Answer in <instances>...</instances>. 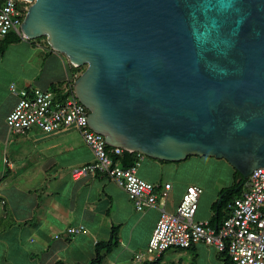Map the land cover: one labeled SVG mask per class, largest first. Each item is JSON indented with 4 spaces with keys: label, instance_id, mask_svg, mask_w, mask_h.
Segmentation results:
<instances>
[{
    "label": "water",
    "instance_id": "water-1",
    "mask_svg": "<svg viewBox=\"0 0 264 264\" xmlns=\"http://www.w3.org/2000/svg\"><path fill=\"white\" fill-rule=\"evenodd\" d=\"M24 40L85 66L74 96L107 145L264 167V0H27Z\"/></svg>",
    "mask_w": 264,
    "mask_h": 264
},
{
    "label": "crops",
    "instance_id": "crops-1",
    "mask_svg": "<svg viewBox=\"0 0 264 264\" xmlns=\"http://www.w3.org/2000/svg\"><path fill=\"white\" fill-rule=\"evenodd\" d=\"M17 42L42 50V68L26 77L27 83L21 88L50 89L56 83L66 88L72 82L74 72L66 56L42 43L24 39ZM1 69L0 86L7 87L11 77L2 72L7 71L3 62ZM16 102L17 97L13 96L6 104H0L2 125L5 126V118ZM5 133L0 132V144H15V148L0 152V264L87 263L94 257L96 242L107 240L113 226L118 245L105 260L113 254L116 260L127 259V264H150L137 262L133 257L148 244L159 217L158 206L135 210L125 190L105 175L73 178L72 168L93 159L77 129L44 132L31 128L20 133L10 131V138ZM139 163L153 170L150 174L137 168L142 179L159 185L171 184L164 204L169 212L175 210L187 186H200L188 183L175 189L165 173L175 169L176 163H160L147 156ZM203 192L194 216L196 221L210 220L211 216L210 211L200 210L205 207ZM78 225L84 226L85 232L75 236L66 233V228ZM185 250L193 251L197 263L202 260L203 264H223L216 250L202 243L187 249L166 250L159 264H163L169 251L174 253L172 256L177 254L171 263L181 264V253Z\"/></svg>",
    "mask_w": 264,
    "mask_h": 264
},
{
    "label": "built area",
    "instance_id": "built-area-1",
    "mask_svg": "<svg viewBox=\"0 0 264 264\" xmlns=\"http://www.w3.org/2000/svg\"><path fill=\"white\" fill-rule=\"evenodd\" d=\"M29 5L27 0H0V38L9 33L22 38L20 24ZM77 77L75 73L73 80ZM9 88L17 97L14 108L5 118L9 131L20 133L36 127L52 132L75 127L90 148L93 159L72 168L73 178L105 175L125 190L135 210L158 206L159 217L155 228L145 250L134 254L135 261L153 262L168 249L188 248L202 243L216 252H225L234 264H264V167L254 169L245 179L240 195L228 203L227 215L219 226L211 225L209 220L196 221L194 216L202 188L187 186L175 210L167 211L164 204L171 184L165 182L159 185L139 177L137 167L143 157L140 154L138 162L129 167L114 162L112 154L119 155L123 149L111 147L108 150L104 137L89 127L86 122L89 111L74 96L72 86L67 95L59 100L50 89H17L14 83ZM82 232H85L82 225L66 228L70 236Z\"/></svg>",
    "mask_w": 264,
    "mask_h": 264
},
{
    "label": "rangeland",
    "instance_id": "rangeland-1",
    "mask_svg": "<svg viewBox=\"0 0 264 264\" xmlns=\"http://www.w3.org/2000/svg\"><path fill=\"white\" fill-rule=\"evenodd\" d=\"M41 41L45 42L46 38H42ZM40 52H42L41 48L35 47L34 49L33 46L27 47L25 45H22V43L20 42H15L8 48V50L4 54L0 55V61L3 62L5 68L7 69V71L2 72L4 73V75L11 77L7 84V87L0 86V104H6L8 101H10V98L15 96L14 94H12L9 88L11 83H14L16 88L20 89L21 87L26 85L27 82H25L24 80L26 77L31 76V73L33 71L35 73L38 71V69L42 68V54H40ZM2 62H0V71L2 70ZM40 76L41 74L39 73V77ZM67 128L69 130H76L73 126ZM0 132H7L5 134L8 135V137L10 136V131H8L6 124L4 126L1 124V122ZM13 148H15V144L4 145V143L2 142L0 144V152L4 149L10 151V149ZM176 164L177 166H175V169H173L170 173H165V177L173 181L175 189L180 188L188 183L202 186L204 189L202 196L205 207H201L200 210L204 212L210 211V214H212L211 203H213L218 198L219 190L221 188L232 185L235 180L234 168L225 160L200 156H191ZM137 168H139L140 171L146 170L150 174L153 173V170H149L142 163H139ZM192 252L193 251L185 250L181 253V264H203L202 260L200 263H197L196 256L194 257L192 255ZM172 254L174 253L172 251H169L162 260V263L173 264L171 263V260L174 261L177 257V254L173 256ZM126 261L128 260H116L115 256L112 254L103 262V264H127ZM205 261L208 262V260ZM175 264L177 263L175 262Z\"/></svg>",
    "mask_w": 264,
    "mask_h": 264
},
{
    "label": "trees",
    "instance_id": "trees-1",
    "mask_svg": "<svg viewBox=\"0 0 264 264\" xmlns=\"http://www.w3.org/2000/svg\"><path fill=\"white\" fill-rule=\"evenodd\" d=\"M42 38H45V37L43 36V37H40L38 39L29 40V41H31L33 43H40L41 42L42 44L49 47V45L47 44L46 41L45 42L41 41ZM21 39H23V38H21L20 35H17L14 33H9L6 36L0 38V55L5 52L8 45H10L13 42H17ZM71 68L73 69L74 74L76 73L77 76H79V74L81 73V71L84 70L85 67H83V66L82 67H75V66L71 65ZM73 81L74 80H72L71 83H67L66 88L64 86H62L61 83L52 84L50 90H52L56 93L57 99L59 100V99L65 97L67 95L71 86L73 85ZM107 149L110 150L112 148H111V146H107ZM139 154L140 153H138V152H128V151L123 150L121 152V154H119V155H113L112 154V159L114 162H118L120 165H122L124 167H129V166L134 165L136 162H138ZM140 155H142V154H140ZM142 156H144V155H142ZM188 157H191V156H188ZM196 157H198V156H196ZM203 157H205V156H203ZM147 158H150V157H147ZM208 158H212V157H208ZM151 159L156 160L160 163H179V162H181V161H174V162L173 161H166V160L154 159V158H151ZM221 160H224V159H221ZM234 175H235V180H234L233 184L228 186V187L221 188L218 192V198L211 204L212 214L210 216L209 222L213 226H219L221 221L227 215L228 203L232 199H234L235 197L239 196L241 191H242L245 179H243L241 177V175L239 174V172L236 171L235 169H234ZM115 229H116V227L113 226L112 231H111V235L107 240H101V241L96 242L95 250H94V257L89 262L78 263V264H103L107 255H109L113 251V249L116 248L118 245V236H117V231ZM192 246H190V247H192ZM190 247H188V248H190ZM175 249H187V248H175ZM217 253L219 254V257L221 258L223 264H234L225 252H223V253L217 252ZM162 254L158 258H156L153 262H149V263L150 264H159V262L161 260L160 257L162 256ZM53 264H65V263L62 261H56Z\"/></svg>",
    "mask_w": 264,
    "mask_h": 264
}]
</instances>
